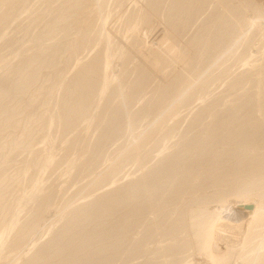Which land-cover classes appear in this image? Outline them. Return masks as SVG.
<instances>
[{
	"label": "bare ground",
	"instance_id": "6f19581e",
	"mask_svg": "<svg viewBox=\"0 0 264 264\" xmlns=\"http://www.w3.org/2000/svg\"><path fill=\"white\" fill-rule=\"evenodd\" d=\"M28 1L0 0V41L3 40L6 48L13 46L23 36L31 33L28 24L15 29L20 30V33L18 31L20 35H16L17 31H13L11 33H14L15 36L13 34V36H9L5 31L9 24L11 25L17 20V14L23 8L30 7ZM124 1L120 0L121 4L117 2L120 4L119 7H122ZM241 1V3L240 1L235 3L236 1L232 0L219 1L215 10L201 22L196 30L194 29L195 31L193 30L194 32L192 31V34L190 33V38L181 46L183 48L179 46L180 37L192 27L197 17L204 13L209 0H146L145 5H142L145 10L142 8V12L132 14L130 24L133 25L135 31L137 30V37L127 52L128 61L129 57H133L136 53V50L148 45V41L157 33L160 35L156 36L159 42L156 45L150 42L154 48L149 43L148 50L146 48L145 50L148 52L151 48V51L146 55L145 51L144 56L146 57H142L143 59L138 57L140 61L136 57L139 56L141 50L138 51L139 53L137 52L138 54L134 58L139 62L137 61L133 67L134 70L131 68L132 72L136 74L132 80L127 82L129 79L127 76L130 74L128 72L125 74L127 71L125 68L128 66L124 69H121L120 65L116 66L122 70H120L122 77L127 78L125 86L129 88V92L119 91L118 84L117 87L114 86L110 89L108 100L114 99L115 95L116 97L121 95V98H117L120 100H117L118 104L112 110H108V103L104 104L103 112L99 111L100 116L98 114L96 118L99 131L96 141L93 140L95 146L91 145V147L87 146L86 150L83 149L85 151L84 158L83 156L78 157L79 160L83 158L82 163L77 159L78 163L80 162V167L78 163H73V165H78L85 172L89 171L88 174L94 172L102 160L106 159L109 154L111 155V153L107 155L109 150L105 154L106 147L111 142L114 144L113 141L116 142L117 139L129 134L128 139H125L128 136L124 137V140H127L125 144L122 142L124 141L122 138L123 145H117L119 146L116 148L117 152L113 151L116 154L113 153L109 156L105 160L106 162L104 161L106 164L103 166L104 169L94 176V182L97 185L107 180L111 181L117 175L119 176L117 180H121L120 177L125 174L124 167L126 165L141 162L149 156L148 153L141 154L144 144L153 136L154 128L160 127L173 110L182 105L187 106L198 99H202L205 104L201 108H193L195 111H192L191 108L193 116H191L190 123L180 134L176 132L179 135L176 142L166 147L165 143L169 139L164 141L163 146L166 148V152L163 153V149L161 157L164 156L159 161L150 167L142 165V170L140 171L138 168L140 173L133 180L120 183L114 188L111 187L92 201L74 207L63 218L62 226L54 235L37 249L35 248L34 254L23 264H124L126 262L124 260L133 258H143L141 263L138 259L140 264H189L184 262L181 256L198 244L210 243L232 232L237 226L252 225V223L264 221V69L251 66V69H246L248 71L242 70L237 75H232L236 77L229 81L233 67L231 65L230 68L228 65L231 63L229 60L244 59V52L239 49L248 40L247 36L250 38L251 33L249 32L258 27L256 19L250 16L248 18L246 14L252 3L247 0ZM166 2L168 4L164 11ZM98 5L99 0H58L56 6L52 10L49 9V13H51V20L55 17H52L53 13L56 17H60L61 23L49 34H56L61 30L66 31L68 20L73 15L86 13L88 7H92L94 12H99L96 8ZM99 9H102V6ZM30 11L33 16H42L35 8ZM43 18H46L45 15ZM105 22L102 23L103 27H105ZM94 25L96 26V24ZM94 25H90L83 33L78 34V38L73 41L63 40L50 46L49 50L44 53L33 52V55L18 65L12 66L13 68L5 64L2 65L0 76L1 255L7 237L13 235L11 239H7L10 240L9 248L12 251L19 249L20 244L23 245L22 242L39 231L42 217L51 206L53 207V194L48 193L41 200L34 199L37 202L36 211L28 218L24 214L25 220L21 219L24 218L21 217L22 212L29 206L20 200L21 197H16V194L12 193V186L15 183L18 182L20 187L23 185L21 176H24V178H28V185H30L28 186L23 178L24 184L27 186L24 187L27 188L24 191L25 195L35 194L36 191L40 195L38 188L44 186V182L40 180L39 176L46 171H48V173L46 172L48 175L46 173L45 175L52 176L51 173L49 174V170L51 171L53 167V174L59 173L57 170L61 163L58 162V167H56L58 165L56 163L50 168V159L47 158L49 154L43 158L40 150L33 148L34 143H37L36 139L41 137L42 140L44 139V143L53 146L56 141L50 135L53 127L58 128L59 126L61 133L69 134L70 130L75 129L83 120L86 122L89 120L90 123V120L93 119L92 108L99 103L98 95L101 96L105 93L111 85L110 77L106 76L107 72L103 73V70L106 71L113 61L111 39L106 34L105 36L100 29V31L98 30L100 33H98ZM49 31H42V33L46 34ZM256 36L257 34L254 35V41ZM95 39H98V43L102 47L91 63L81 66L73 75L72 83L67 85L64 95L57 105L59 112L54 113L52 110L54 108H49L52 111H46V107L48 109V106L56 101L52 100L53 96L55 98L56 92L53 90V86L46 87L48 82L42 79L39 70L42 68L56 69L67 56L78 55L79 52L82 53L89 47L92 49ZM151 41L153 40L151 39ZM3 47L2 49L5 50ZM249 47L247 46V48ZM247 53L249 54V52ZM251 54L249 58L252 56ZM254 58L252 59L254 64L258 63L254 61ZM173 59L176 61L174 63L171 61L172 66L167 65L171 66V70L167 67L168 69H166L170 70L167 72L165 69L168 74H165L166 78L163 82L161 81L162 83L159 82V85H156L157 88L152 93V100L138 110L132 111L135 102L145 91L146 85L159 71L164 70L169 60ZM255 59L258 60V58ZM79 62L76 63L79 64ZM134 63L131 62L130 65H134ZM255 65L260 66L259 63ZM112 68L116 70L115 66ZM124 70L126 71L123 74ZM129 73L131 72L129 71ZM122 77L120 79L124 80ZM215 82H217L216 85L223 82L221 85L225 86L223 93H219L220 95L213 93L215 89L211 85H214ZM60 86L63 87V85ZM210 87L214 89L213 92ZM51 101L53 102L51 103ZM52 106L56 107V104L54 103ZM41 107L43 110L42 113H39L38 110H41ZM172 129H168L170 132L167 130L170 135L173 133ZM53 130L54 133L60 132V130L52 129V134H54ZM155 130L158 131V128ZM66 133L61 135L66 136ZM58 138L61 139L60 136ZM88 145L90 146V142ZM25 152H28L27 157H25ZM51 152H53L52 149ZM21 153H25L20 157L24 158V162L19 158L24 165L15 159ZM14 159L17 165L18 162L23 165L24 175H21V178L18 177L19 173H16L21 170L20 168L15 172L17 176H13L14 171L10 173L11 170L8 171L11 175L7 174L6 168L10 162L13 167ZM61 167L63 166L61 165ZM60 169L62 170V168ZM121 171L124 174L120 173ZM55 176L54 181L56 180ZM45 177L44 179L48 178ZM13 180L14 182H12ZM40 182L43 183L41 186ZM45 182H47L46 185L52 181ZM16 188L17 186L15 190ZM15 190L13 192L17 193ZM82 191L84 190H79L78 195ZM11 193L14 195V200L10 201ZM25 195L22 197H26ZM158 210H160V214L156 216ZM148 213H151L150 217H148ZM246 239L238 246L243 247ZM244 245L246 246V244ZM254 251L255 253L252 254L251 260L247 264H264V238L257 243Z\"/></svg>",
	"mask_w": 264,
	"mask_h": 264
},
{
	"label": "rangeland",
	"instance_id": "374dc122",
	"mask_svg": "<svg viewBox=\"0 0 264 264\" xmlns=\"http://www.w3.org/2000/svg\"><path fill=\"white\" fill-rule=\"evenodd\" d=\"M58 0H29L28 3H30V7L28 9L26 8H23L18 14H17V20H15L14 22L11 23V25L9 24L8 27L6 28V32L7 34L10 36H15L14 33H11V32H16V35H20V30H15L21 26H24L26 24H28L27 26H29V32L31 30V33L26 35V36H23L18 42H16L15 44H13V46H8L7 48L4 46V43H3V40L0 41V76H1V72H2V65L5 64L6 66L10 67V68H13L14 66L18 65V63H20L21 61L25 60L26 58L30 57L31 55H33V52H36V54H40V53H44V52H47L49 49L50 46L52 45H56L60 42H62L63 40H66V41H73L75 39H77V35L78 34H81L83 33L90 25H94L96 24V26L94 25L95 29L98 31L99 29L101 30V32L105 35H107V37L109 39H111V43H112V53H113V61H112V64L109 65V67H107L106 71L105 69L103 70V73H106L108 77H110L111 79V85L109 87V89L103 93L101 96H103V98H101V96L98 95L99 97V103H97V105L95 104L92 108V112L93 113V119L90 120L91 124L89 123V120H83V124L82 122L80 124H78L77 127H75V129L72 131L70 130L67 131L69 132L66 133V132H62L61 133V130L59 129V126L58 128H52V129H57V130H60V132H55L54 133V130H53V133L52 134V129H51V132H50V135L52 137H54V139H56V143L54 142V145L52 146L51 144H47V143H44V139L42 140L41 137L40 138H37L35 142L37 143H34L35 145H33V148H36L37 150H40L41 154H42V157L43 158H46L49 154V157H47L48 159H50V168H52L54 165H56V163L58 165H56V167L59 166V163L60 166L58 167V170L56 168V170L59 172L57 174V176H55L56 174H53L54 172L53 169L54 167L51 169V171L49 170V174L52 175V176H47L48 174V171L44 172L43 174H41L39 177L41 181L44 182V184L42 182H40V186L43 184L44 186H41V188H38L39 190V193L40 195L37 193V191L35 192V194H32V195H25L24 191L27 190V188H24V187H27L26 184H24V180H25V183H27L28 185V178H24V176H21V175H24V170H22L23 168V162H24V158L21 159L20 157L23 156V154H25V157L28 156V152H25V153H21V155H18L17 159L18 161L21 162V160L23 162L19 163L17 160L16 162H18V165L17 163H15V159L13 161V167H11L12 165V162H10V165L8 164L7 168H11V169H7V172L10 171V173L14 171V174H12L13 176L16 175L19 173L18 177L21 178V183L23 182V185H18V182L17 184L15 183L13 186H12V193L13 194H16V197H21V201H23L24 203H27V206L29 207H26L25 208V211H23L21 214V217L25 214V217L28 218V216H30L32 213H34L36 211V208H37V202H35L36 198L37 199H42L45 195H47L48 193L49 194H53L52 195V199H54L53 201V207L51 206L49 208V210H47V212L44 214V216L42 217L41 219V225H39V231L36 234H33V236L31 235L27 241V239L22 242V244H20L19 246V249H15V250H11L9 247H10V240H7V239H11V237L13 236L12 234L6 238L5 240V246L4 248H2V255L0 254V264H23L26 259H29V257H31L35 250L41 245L43 244L44 242H46L47 240L50 239V237H52L54 235V233L58 230V228H60L63 224V218H65L66 215H68L71 210L74 209V207L78 206V205H81V204H84V203H88L90 201H92L94 198H96L97 196H99L101 193H104L105 191L114 188L116 185L118 184H122V183H126V181H129V180H133L134 178H136V176L140 173V171L142 170L141 168H143V166L145 165L146 167H150L152 166L154 163H156L157 161H159V159H161L164 155H162L161 157V154L165 153L166 152V148H164V141L167 143H165V145H167L166 147L172 145L174 142H176L177 139H179V135L178 133L180 134L183 129H186L187 125H189L188 123H190V119H191V116H193L192 112H191V108H192V111L196 108H201L205 102L202 100V99H198V100H195L193 101L192 103L188 104L187 106L185 105H180L181 107L173 110L171 112L170 115H168L164 121V125L162 124L160 127H155L154 128V131L152 133L153 136H151V139H149L143 146V149L141 150V154H149V156H147L145 158V160H141L138 161L139 165L137 162H133L135 164H130L129 166H125L124 167V170H125V174L121 171L120 173L124 174L121 176V174L119 173V175L121 176V180H117L119 177L118 175L116 176V178H114L113 180L109 181L107 180L106 182L102 183V184H96L94 182V176L96 173H99L101 172L103 169H104V165L106 166L105 164V160L111 156L115 151L117 152V149L120 144L123 145L121 143V139L123 138L124 140V137L128 136L129 134H126L124 135L123 137L119 138L114 142V144H111L108 145L105 149V154L107 153L106 151H108L107 155L109 153H111V155L109 154L107 156V158L104 156V160H102V162L99 164L97 170L94 172H91L93 173L92 175L88 174L89 171L85 172V170L83 171V169H80V162L78 163V160H79V156L84 158V155H85V151L87 146L88 147H93V145L95 146V143L93 142V140L96 141V138H97V133H98V125H97V121H96V118L98 117V114L100 116V113L103 112L102 108L104 106V104L108 103L109 104V107H108V110H112L117 104H118V100L117 98H121V95H118L119 97H116L115 95V98L113 96V98L115 99H111V100H108L109 98V93H110V89H112L114 86L117 87V84H118V90L119 91H125L126 92H129V88L127 86H125V82H126V79H127V82L133 78H135L136 74L135 72H132L131 68L134 70V66L136 65L138 59L140 61V58L138 57H143L145 58L146 56H144V52L146 51L145 48L148 50V46H149V43L152 42V44L156 45L159 41V39L156 37L157 35L160 36L158 33L156 35H154V37H156L154 39V37H151V39L153 41H148L149 43H147L148 45L146 46H143V48L141 47L140 49L136 50V53L133 55V57H129L130 59L133 58L131 61L129 59H127V52L129 50V48H131V46L133 45V43L135 42V39L137 37V30L135 31V29L133 28V25H131L130 23L132 22L131 19H132V14L134 13H137L139 11L142 12V8L143 10H145V8L143 7L146 3V0H125L124 4H122V7H119L120 6V0H99V5L100 7L102 6V9H99V5L98 7H96L99 12H94L92 11V7H88L89 9H87L86 13H82V14H78V15H73V17H71L68 22V26L66 28V31H63L61 30L60 32L58 33H52V34H49L50 32L54 31V29H56L60 23H61V20H60V17H56V15H53L52 13V20H51V13H49V9L52 10L55 6H56V3H57ZM221 1V0H209L208 2V7L206 10H204V13L200 14L197 19L195 20V23L192 25V27L183 35L180 37V40H179V46H183L184 43H186V41L190 38L191 34L197 29V27L201 24V22H203V20H205L211 13L212 11L215 10L216 8V4ZM231 1V0H230ZM233 2L235 3H240L242 2L241 0H232ZM246 1V0H243V2ZM247 1H250L252 4H251V7L246 11V14H247V17L248 18H255L256 21L258 22V27H255L252 31H250L249 33H251L249 35L250 38H248L247 36V39L245 44H243L241 46V48L239 49L241 52L243 51L244 52V55H243V58L242 60H235V58L230 59L229 61H231L230 64H228L230 66V68L232 67L231 65H233V67L231 68L232 71H231V74L229 76V81L230 80H233L235 77L232 76V75H237L238 72L240 71H245L246 69L250 68L251 66L253 67H262L264 69V0H247ZM116 4H115V3ZM119 2V3H117ZM141 2V3H139ZM232 2V3H233ZM32 3V4H31ZM43 3V4H42ZM101 3V4H100ZM103 4V5H102ZM136 6H135V5ZM167 2L164 4V11L165 9L167 8ZM214 4V5H213ZM32 5V6H31ZM47 5V6H46ZM124 5V6H123ZM129 5V6H128ZM143 5V6H142ZM41 6V7H40ZM45 6V8H44ZM120 9H119V8ZM255 7V8H254ZM35 10H39L38 12L41 13L42 16H33V14L31 13V9H34ZM38 8V9H37ZM122 8V9H121ZM130 8V9H129ZM257 8V9H256ZM43 9V10H42ZM119 9V10H118ZM129 9V10H128ZM96 10V11H98ZM108 10V11H107ZM134 10V11H133ZM43 11V12H42ZM112 11V12H111ZM115 11V12H114ZM117 11V14H115ZM121 13H120V12ZM31 13V16H29ZM48 12V13H47ZM24 13V15H23ZM119 13V15H118ZM263 13V14H262ZM91 14V15H90ZM116 15L115 17L113 15ZM45 15V19L43 18ZM50 15V16H49ZM109 15V16H108ZM263 15V16H262ZM20 16V17H19ZM23 16V17H22ZM27 16V17H26ZM90 16V17H89ZM250 16V17H249ZM30 17V18H29ZM101 17V18H100ZM103 17H104V21L105 22V27H103ZM48 18V19H47ZM201 18V19H200ZM203 18V19H202ZM101 19V20H100ZM77 20V21H76ZM109 20V21H108ZM23 21V22H21ZM43 23L44 21V25H40L41 23ZM47 21V22H46ZM49 21V22H48ZM76 21V22H75ZM103 21V22H102ZM26 22V23H25ZM46 22V23H45ZM103 24H102V23ZM198 22V23H197ZM30 23V24H29ZM65 23V22H64ZM14 24V25H12ZM20 24V26H19ZM86 24V25H85ZM134 24V23H132ZM16 25V26H15ZM18 25V27H17ZM107 25V26H106ZM35 26V27H34ZM99 26V28H98ZM102 27V29H101ZM196 27V28H195ZM32 28H33V31H32ZM39 28V29H38ZM50 28V29H49ZM108 28V29H107ZM133 28V29H132ZM46 31V30H50L48 33L44 34L42 33V31ZM105 29V30H104ZM195 29V30H194ZM81 30V31H80ZM99 30V31H100ZM104 30V31H102ZM194 30V31H193ZM263 30V32H262ZM19 31V33H18ZM98 31V33H100ZM193 31V32H192ZM129 32V33H128ZM258 32L262 33V34H258ZM118 33V34H117ZM159 33H161V31H159ZM191 33V34H190ZM13 34V35H12ZM33 34V35H31ZM61 34V35H60ZM253 34V35H252ZM256 39L255 41L253 40L254 39V35H256ZM31 35V36H30ZM64 35V36H63ZM105 35V36H106ZM109 35V36H108ZM28 37V38H27ZM58 37V38H57ZM97 37V36H96ZM112 37V38H111ZM27 38V40H25ZM123 38V39H122ZM55 39H58V40H55ZM99 39V38H98ZM98 39L94 40V46H92L93 48L91 49V47H89L88 49H85L82 53H78V55H73V56H67L65 59H63L58 67H56V69H50V68H42L39 70V73L40 75H42V79L45 80L46 82H48L46 84V87H51L53 86V90L56 92V94H54L55 92L53 91V94L55 95V98L54 96L52 97V100H56V101H51L52 105L55 103L56 104V107L52 106H48V109L46 107V111H49L50 109L49 108H54L52 110H54L53 112L57 114V112H59V108L57 107V105L60 103V100L61 98L63 97L64 95V90L65 88L67 87V85H70L73 81L72 77L73 75L76 73V71L81 67V66H84L85 64H89L92 62L94 56L96 55L97 52L100 51L101 49V44L99 45L98 43ZM158 39V40H157ZM25 40V41H24ZM31 40V41H30ZM55 40V41H54ZM253 40V41H252ZM54 41V42H53ZM155 41H157L155 43ZM252 41V42H251ZM51 42V43H50ZM252 43L250 45V43ZM38 43V44H37ZM127 43V44H126ZM20 44V45H19ZM46 44V45H45ZM150 43V45H152ZM5 47V50L2 49L3 46ZM121 45V46H120ZM154 45H152L151 47L154 48ZM250 45V47H249ZM18 46V47H17ZM247 46L249 48H247ZM3 47V48H4ZM120 47V48H119ZM39 48V49H38ZM117 48V49H116ZM183 48V47H181ZM16 49V50H15ZM144 49V50H143ZM19 50V51H18ZM39 50V51H38ZM126 50V52H125ZM141 50V51H139ZM143 50V52H142ZM18 51V52H17ZM31 51V52H30ZM87 51V52H86ZM89 51V52H88ZM121 51V52H120ZM141 55H140V53ZM149 51H151V48L149 49ZM149 51L145 52V55L146 53L148 54ZM28 52V53H27ZM139 54H138V53ZM241 52H238L239 54ZM249 52V54L247 53ZM32 53V54H31ZM115 53V54H114ZM126 53V54H125ZM250 53H252L249 58V55ZM35 54V53H34ZM80 54V55H79ZM118 54V55H117ZM123 54V55H122ZM136 54H138L139 56H137ZM19 55V56H18ZM22 55V56H21ZM137 57H136V56ZM143 55V56H142ZM248 55V56H247ZM258 55V56H257ZM77 56V57H76ZM121 56V57H120ZM262 56V57H261ZM83 57V58H81ZM134 57L138 58V59H135ZM248 57V58H247ZM253 57L255 58H258V60H256L254 58V61L258 62L260 64L259 65H255V64H258V63H255L252 61ZM115 58V59H114ZM142 58V59H143ZM247 58V59H246ZM123 59V60H121ZM246 59V60H245ZM250 59V60H249ZM81 60V61H80ZM174 60V61H173ZM173 60H169L166 64V67H164V70L168 67L167 65H173L172 63H174L176 60L173 59ZM244 60V61H243ZM248 60V61H247ZM80 61V62H79ZM138 61V62H139ZM172 61V63H171ZM234 64H233V62ZM243 61V62H241ZM5 62V63H4ZM76 62H79L76 63ZM127 62V63H126ZM129 62V64H128ZM134 63L130 65V63ZM237 64H236V63ZM253 62V64H252ZM12 63V64H11ZM75 63V64H74ZM81 63V64H80ZM168 63H171V64H168ZM229 63V62H228ZM263 63V64H262ZM10 64V65H9ZM79 66H78V65ZM118 64V65H116ZM126 64V65H124ZM227 64V63H226ZM120 65V66H119ZM124 67H123V66ZM133 65V66H132ZM235 65V66H234ZM255 65V66H254ZM13 66V67H12ZM112 66L114 67L115 66V69L117 70H114V68H112ZM116 66H119L121 69H124L126 66H128V68H125L126 70L123 71V74L125 72V74L128 72V75L127 78H123L122 77V73H121V69L119 67H116ZM131 66V67H130ZM170 66V67H171ZM242 66V67H241ZM248 66V67H247ZM130 67V69H129ZM168 67L170 70L171 68ZM252 67V68H253ZM257 67V68H258ZM119 68V70H118ZM167 68V69H168ZM113 69V70H112ZM131 73H129V71ZM166 69V70H167ZM251 69V68H250ZM121 70V71H120ZM164 70L159 71L155 76L154 78H152V80L148 83V85H146V89L145 91L142 92V95L138 98V100L135 102L134 104V107L132 108V111L134 110H138L139 108H141L142 106H144L146 103H148L149 101L152 100V93L155 91V88H157V86L159 85V82L162 83L166 78L165 76L168 74L167 72H169L170 70ZM249 70V69H248ZM246 70V71H248ZM112 71H115V72H112ZM236 73V74H234ZM58 74H59V77H58ZM61 74V75H60ZM117 74V75H116ZM120 74H121V77L125 80H122L120 79ZM162 74V75H161ZM166 74V75H165ZM50 75V76H49ZM116 75V76H115ZM58 77V79H57ZM234 77V78H233ZM65 80H64V79ZM47 79V80H46ZM163 79V80H162ZM254 79V77H253ZM119 80V81H118ZM71 81V82H70ZM162 81V82H161ZM60 82V84H59ZM64 84H62V83ZM113 82V83H112ZM120 82V83H119ZM220 82V81H219ZM217 82L213 83L214 85H211L213 86V89L212 87L211 88V91L214 90V94H218L220 95L221 93H223L224 89H225V86L223 87V85H221L223 82H221V84L219 83V85H216ZM122 84V86H120ZM60 85H63L60 86ZM157 85V86H156ZM156 86V87H154ZM61 87V88H60ZM126 87V88H125ZM125 88V89H123ZM150 88V89H149ZM121 89V90H120ZM217 91V92H216ZM220 93V94H219ZM59 97H57V96ZM145 96V97H144ZM57 97V98H56ZM97 97V99H98ZM97 99L95 98V100L97 101ZM101 100V101H100ZM118 100V101H117ZM200 100V101H199ZM203 102H202V101ZM113 103V104H112ZM202 103V104H201ZM195 104V105H194ZM201 104V105H200ZM200 105V106H199ZM100 106V107H99ZM198 106V107H197ZM44 107V106H43ZM42 108V107H41ZM40 108V109H41ZM45 108V107H44ZM56 108V110H55ZM194 108V109H193ZM58 109V110H57ZM93 109H95V111H93ZM42 110H38V112L42 113ZM45 110V109H44ZM50 110V111H52ZM98 110V111H97ZM100 111V113H99ZM190 111V112H189ZM195 111V110H194ZM45 112V111H43ZM191 113V114H190ZM175 116V117H174ZM95 118V119H94ZM188 118V119H187ZM94 120V122H93ZM86 123H85V122ZM88 124V125H87ZM95 124V125H94ZM88 127H86V126ZM96 126V127H95ZM57 127V126H56ZM98 128V129H97ZM158 128V131L155 130ZM175 132H174V130ZM86 129V130H85ZM168 129H172L171 131H173V133H171V135L168 133L170 132ZM97 130V131H96ZM168 130V132H167ZM180 131V132H179ZM178 132V133H176ZM60 134V140H59V136L57 137L58 134ZM67 134L66 136H63L61 134ZM73 133V134H72ZM175 133V135H174ZM177 134V135H176ZM56 135V136H54ZM96 137H95V136ZM174 135V136H172ZM93 136V138H92ZM168 136V137H167ZM170 136V137H169ZM176 136V137H175ZM56 137V138H55ZM69 140H68V139ZM129 136L125 139H128ZM40 139V140H38ZM166 139V140H165ZM171 139V140H170ZM127 140H124L122 142H126ZM40 142V144H38ZM90 142V146L88 145ZM169 142V144H168ZM93 143V144H92ZM42 145H43V148H42ZM65 145V146H64ZM41 146V147H40ZM52 146V147H51ZM56 146V147H55ZM113 146V147H112ZM163 146V147H161ZM50 147V148H49ZM71 147V149H70ZM85 147V148H84ZM50 149V150H49ZM51 149L53 152H51ZM84 149V150H83ZM146 149V150H145ZM161 149V150H160ZM164 149V151H163ZM42 150V151H41ZM160 150V151H159ZM84 151V152H82ZM163 151V153H162ZM45 152V153H44ZM47 152V153H46ZM61 152V153H60ZM82 152V153H81ZM152 152V153H151ZM53 154V155H52ZM116 154V153H114ZM160 154V155H159ZM51 155V156H50ZM55 155V156H54ZM159 155V156H158ZM53 156V157H52ZM76 156V157H75ZM158 156V157H157ZM52 157V158H51ZM21 160H20V159ZM82 158V159H83ZM52 159V160H51ZM78 159V160H77ZM81 159V158H80ZM81 159V160H82ZM150 159V160H149ZM79 160V161H81ZM73 161H76V162H73ZM83 161V160H82ZM81 161V163H82ZM105 161V162H104ZM144 161V162H143ZM59 162V163H58ZM146 162V164H145ZM73 163H78V165L74 164ZM104 163V164H103ZM137 163V164H136ZM20 164V165H19ZM102 164V165H101ZM53 165V166H52ZM61 165L63 167H61ZM143 165V166H142ZM10 166V167H9ZM22 166V167H21ZM15 167V168H14ZM133 167V168H132ZM13 168V170H12ZM19 168L21 169L19 171ZM62 168V170L60 169ZM64 168V169H63ZM77 170H76V169ZM126 168V169H125ZM140 171H139V169ZM15 169V170H14ZM79 169V170H78ZM55 170V171H56ZM60 170V171H59ZM139 172H138V171ZM16 171H19V172H16ZM21 171H23L22 173H20ZM63 171V172H62ZM79 171H81L79 173ZM83 171V172H82ZM131 171V172H130ZM6 172V173H7ZM17 174H16V173ZM68 172V173H66ZM85 172V173H84ZM130 172V173H129ZM9 172L7 173L8 175H11ZM45 173L47 175H45ZM79 173V174H78ZM82 173V174H81ZM84 173V174H83ZM135 173V174H134ZM62 174V175H61ZM86 174V175H85ZM64 175V176H63ZM71 175V176H70ZM75 175V177H74ZM78 175H81L78 177ZM89 177H88V176ZM128 175V176H127ZM15 176V177H16ZM44 176L48 177L46 179H44ZM54 176L56 177V180L54 181ZM131 176V177H130ZM13 177L14 180H16V178L18 179V177ZM51 177L52 180H51ZM65 177V178H64ZM78 177V178H76ZM19 178V179H20ZM24 178V180H23ZM61 178V179H60ZM119 178V179H120ZM131 178V179H130ZM30 179V178H29ZM74 179H75V182H74ZM84 179V180H83ZM116 179V181H115ZM14 180L12 182H14ZM52 181V182H48L49 183H52V184H46L47 182L45 181ZM31 182H33L32 180H30ZM115 181V182H113ZM29 182V183H31ZM54 182V183H53ZM57 182V183H56ZM73 182V183H72ZM115 183V184H114ZM90 184V185H89ZM92 184V185H91ZM94 184V185H93ZM25 185V186H24ZM32 185V184H31ZM17 186L16 190H15V187ZM30 186V185H28ZM59 186V187H58ZM89 186V187H88ZM94 186V187H93ZM14 187V188H13ZM20 187V188H19ZM32 187V186H31ZM19 188V190H17ZM22 188V190H21ZM24 188V189H23ZM88 190H87V189ZM29 189V187H28ZM31 189V188H30ZM83 189L84 191H82V193L79 192V195H78V191ZM15 190V192L17 191V193H14L13 191ZM41 191V192H40ZM86 191V192H85ZM11 193L10 198V201L11 199L14 200L13 198V194ZM21 196H20V194ZM37 193V194H36ZM42 193V195H41ZM23 195H25L26 197H22ZM36 197H35V196ZM41 196V197H40ZM32 197V199H31ZM84 197V198H83ZM24 198V199H22ZM29 198V199H28ZM56 198V199H55ZM27 199V200H25ZM35 199V200H34ZM12 200V201H13ZM25 200V201H24ZM79 200V201H78ZM27 201V202H26ZM30 201V203H29ZM71 206V207H70ZM66 208V209H65ZM52 209V210H50ZM160 210H158L157 215L160 214L159 212ZM28 212V213H27ZM30 212V213H29ZM51 214V215H50ZM151 216V213L149 214L148 213V217ZM24 217V216H23ZM25 217L24 218H21V219H24L25 220ZM50 217V218H49ZM264 221H261V222H258V223H252L251 224H246V225H240V226H237L232 232L230 233H227L225 235H223L222 237H219L218 239L216 240H213L212 242H207L205 244H198L197 246H195V248L191 249L190 251L186 252L184 255H182V259H184L183 261L185 262H188L189 264H247L250 260H251V256L253 253H255L254 251V248L256 247L257 243L262 240L264 238ZM41 226V227H40ZM54 227V228H53ZM57 227V228H56ZM50 229V230H49ZM138 230V229H137ZM136 230V232H138ZM140 230V228H139ZM249 231V232H248ZM254 231V232H253ZM258 232V233H257ZM245 233V234H244ZM255 236V237H254ZM254 239H253V238ZM263 237V238H262ZM35 238V239H34ZM247 238V239H246ZM256 238V239H255ZM246 239V246L243 244V247H240L238 246L239 244H242V241ZM259 239V240H258ZM252 240V241H251ZM32 241V242H31ZM257 241V242H256ZM252 242V243H251ZM255 242V243H254ZM250 243V244H249ZM33 244V245H32ZM38 245V246H37ZM220 245V246H219ZM231 245V246H230ZM214 246V247H213ZM245 246V248H244ZM31 247V248H30ZM213 247V248H212ZM36 248V249H35ZM210 248V249H209ZM247 249V250H246ZM204 250V251H202ZM215 250V251H214ZM228 250V251H227ZM204 252V253H203ZM4 253V254H3ZM202 253V254H201ZM231 253V255H230ZM229 255V256H228ZM8 256V257H7ZM6 257V258H5ZM11 257V258H10ZM225 257V259H224ZM227 257V258H226ZM244 257V258H243ZM250 257V258H249ZM24 258V259H23ZM137 259V260H136ZM138 259L139 258H133L132 260L130 259H127V260H124L126 262H124V264H138L140 261L142 262L144 259L143 258H140L142 260L139 259V262H138ZM190 259V260H189ZM194 259V260H193ZM222 259V260H221ZM249 259V260H248ZM201 260V261H200ZM18 261V262H17ZM137 261V262H136ZM214 261V262H213ZM232 261V262H231ZM2 262V263H1ZM129 262V263H128ZM140 262V263H141ZM194 262V263H193ZM222 262V263H221ZM230 262V263H229ZM139 263V264H140ZM123 264V263H122ZM186 264V263H185Z\"/></svg>",
	"mask_w": 264,
	"mask_h": 264
}]
</instances>
